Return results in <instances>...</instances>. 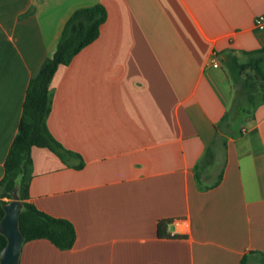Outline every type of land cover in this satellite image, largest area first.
I'll return each mask as SVG.
<instances>
[{"label": "crops", "instance_id": "obj_1", "mask_svg": "<svg viewBox=\"0 0 264 264\" xmlns=\"http://www.w3.org/2000/svg\"><path fill=\"white\" fill-rule=\"evenodd\" d=\"M95 4L106 19L57 69L47 119L82 167L30 152L27 201L69 221L75 242H23L18 264H262L264 102L224 123L223 62L264 48V0H0V180L29 80Z\"/></svg>", "mask_w": 264, "mask_h": 264}, {"label": "trees", "instance_id": "obj_2", "mask_svg": "<svg viewBox=\"0 0 264 264\" xmlns=\"http://www.w3.org/2000/svg\"><path fill=\"white\" fill-rule=\"evenodd\" d=\"M105 19L106 10L101 4L75 10L63 27L55 51L28 82L17 133L6 155L4 174L0 180V220L4 215L2 205L11 200V191L17 188L22 203L19 228L24 242L46 239L60 250L70 249L75 242V229L69 221L51 217L27 201L32 178L30 152L33 147L47 148L65 165L77 169L82 167L80 155L65 148L48 128L47 119L52 106L50 84L60 66L68 65L82 48L98 37L100 25ZM243 53L247 57L246 62H241L233 51L227 52L223 62L235 88L232 109L225 114L224 123L236 111L252 115L256 106L264 102V48ZM212 157L211 150H208L203 163H209ZM74 159L78 160L77 164L71 163ZM167 222L160 223V235H163ZM5 244L6 238L0 233V252ZM261 255L264 258V254ZM246 261L244 256L240 264H246Z\"/></svg>", "mask_w": 264, "mask_h": 264}, {"label": "water", "instance_id": "obj_3", "mask_svg": "<svg viewBox=\"0 0 264 264\" xmlns=\"http://www.w3.org/2000/svg\"><path fill=\"white\" fill-rule=\"evenodd\" d=\"M4 215L0 220V233L6 238V244L0 252V264H18L24 237L19 228V214L22 203L17 188L11 191V200L2 205Z\"/></svg>", "mask_w": 264, "mask_h": 264}, {"label": "built area", "instance_id": "obj_4", "mask_svg": "<svg viewBox=\"0 0 264 264\" xmlns=\"http://www.w3.org/2000/svg\"><path fill=\"white\" fill-rule=\"evenodd\" d=\"M254 24L255 26L258 28V29H263L264 28V14L262 15H259L256 17L255 21H254ZM213 66H217V63L214 62L213 63ZM173 224H175L177 227L179 226V223L177 221H174Z\"/></svg>", "mask_w": 264, "mask_h": 264}, {"label": "rangeland", "instance_id": "obj_5", "mask_svg": "<svg viewBox=\"0 0 264 264\" xmlns=\"http://www.w3.org/2000/svg\"><path fill=\"white\" fill-rule=\"evenodd\" d=\"M263 67H264V64H263ZM258 97H259V96H258ZM233 102H234V98H233V100H232L231 103H230L229 109H232V104H233ZM238 109L240 110L241 107L239 106ZM237 115H238V111L235 112L234 116H237ZM239 116H240V117H242V116L246 117L247 115H246V114H243V113H240ZM238 118H239V117H238ZM236 122H238V119H237V118H236Z\"/></svg>", "mask_w": 264, "mask_h": 264}]
</instances>
